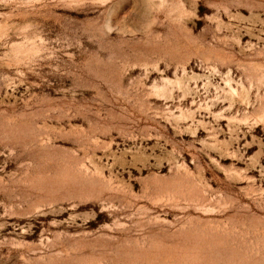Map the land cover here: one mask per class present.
Masks as SVG:
<instances>
[{
  "label": "rangeland",
  "instance_id": "374dc122",
  "mask_svg": "<svg viewBox=\"0 0 264 264\" xmlns=\"http://www.w3.org/2000/svg\"><path fill=\"white\" fill-rule=\"evenodd\" d=\"M0 264H264V0H0Z\"/></svg>",
  "mask_w": 264,
  "mask_h": 264
}]
</instances>
